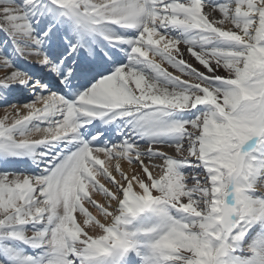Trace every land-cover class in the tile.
<instances>
[{"label": "snow or ice", "instance_id": "1", "mask_svg": "<svg viewBox=\"0 0 264 264\" xmlns=\"http://www.w3.org/2000/svg\"><path fill=\"white\" fill-rule=\"evenodd\" d=\"M35 3L25 0V6ZM51 3L84 29L111 25L139 35L106 37L131 44L133 63L100 79L78 102L48 95L4 109L0 155L47 158L39 176L0 172V238L46 253L39 261L17 260L123 264L138 235L128 225L151 211L161 230H150L156 237L146 264H264V251L249 248L252 255H242L249 233L264 232V0ZM4 29L24 59L50 64L40 49L52 29L37 36L24 7L0 0ZM169 29L192 38H173ZM14 84L27 86L29 77L0 53V88ZM202 105L207 111L195 119L165 122ZM81 118H130L144 136L176 142L92 147L79 141ZM33 121L43 126L30 127ZM65 143L67 150L58 148L53 158L49 149ZM27 225L43 227L29 234L21 230ZM0 264H9L8 257Z\"/></svg>", "mask_w": 264, "mask_h": 264}, {"label": "rangeland", "instance_id": "2", "mask_svg": "<svg viewBox=\"0 0 264 264\" xmlns=\"http://www.w3.org/2000/svg\"><path fill=\"white\" fill-rule=\"evenodd\" d=\"M5 3H14L18 7H24V11L27 14V17L29 21L31 22V26L35 31V34L37 36H43L44 32H47L49 28L52 29L51 32H49V36L44 38V43L41 46L40 51L43 53L44 56L47 57L50 64H41V63H30L27 59L23 58V49L17 44L16 40L14 39V34L7 31V29L0 30V53H3L4 56L7 57V60L12 63L13 66L19 67L20 71L25 72V74L29 77V84L27 86L24 85H13L12 88H0V112L3 114L4 109H9L13 107L14 102L19 103V106L29 104L33 101H35L37 98H34L33 96H38V92L41 94H50V90L40 92L38 88L33 89L32 85L36 84L37 77L39 76L38 73H36V70L41 73H57L60 74L61 78L66 76L68 74V66H71L72 61H68L67 63H63L64 57H58L56 56V59H51L49 54L51 51H53V45L52 43L58 41L61 42L60 46H62L64 49L60 50L61 55L64 53L69 52L71 50V45L74 43V38L71 39L68 38L66 35H64L65 31H71V20L67 16H64L61 14L58 18L55 16V10H57L56 6H54L51 3V0H36L35 4L27 5L25 6V0H4ZM62 13V12H61ZM168 35H170L173 38L176 39H190L192 38V34H185L181 30L177 29H169L167 32ZM135 35H139V30L135 29ZM47 47V50L45 49ZM58 47V46H56ZM183 47V46H182ZM79 48V47H78ZM19 58V59H17ZM58 60V65L55 66L51 63L53 61L54 63ZM142 65V64H140ZM36 69V70H34ZM141 72H143L147 76L155 77L156 74L152 71L150 66L147 65L146 68H142ZM36 92V93H32ZM15 91V93L13 92ZM90 91V90H88ZM17 100V101H16ZM16 106V107H19ZM207 111V106H200V108L193 109L192 112H175L171 116L165 118L166 123H173L177 121H184L187 119H195L196 116L201 115L203 112ZM3 116H0V119H2ZM120 122L118 125L120 128H122L121 132L123 135L119 138H117L116 143L118 145L122 144L125 140H129L134 143H138L140 146H147L151 143L158 142L162 147L166 146L168 144H173L176 142V138L169 135L160 136L157 138H153L150 136H144L141 126L138 124L136 120L130 119L128 122L124 121H117ZM39 125L38 122H32V125L30 127H35ZM115 142V141H113ZM114 146L113 144L110 147ZM55 152H57V148H54ZM55 152H52V154H55ZM54 158V156H53ZM45 159H40L41 162H43ZM34 163V162H33ZM37 165H40V162H35ZM29 168V167H28ZM38 169V167H37ZM10 169H5V171L9 173L14 174H24L28 176H39L43 173V171H38L35 169V167H31L30 170L27 169L25 166H19L15 167L13 171H8ZM181 173L184 175H188L191 170L187 168H181ZM258 195V194H257ZM147 212L141 214L139 217H142ZM77 215V222H79V213ZM150 218H152L153 221H157L161 219L157 214L151 212ZM180 215V214H176ZM139 217H136L132 220L133 224L128 225L127 230L130 232H136L140 231V225H135L136 219ZM43 226H33V225H27L24 229H21L22 231H26L29 234L33 233L34 231L39 230ZM152 228H144L141 227V230H143V233H145L146 237H156V233L151 232ZM141 232V231H140ZM256 233H259V237H264V232L254 231L253 234H249L248 237L245 238L244 248L245 252L242 253L244 256H251L252 253L248 251L249 248H258L263 249L264 251V244H257ZM149 235V236H148ZM258 235V234H257ZM138 235L135 238V244L138 247H133L132 250H130V254L133 253L134 255V264H146V261L148 257L151 256V245L147 248L146 242H142L143 240H138ZM264 239V238H263ZM264 241V240H263ZM152 244V243H151ZM250 245V246H249ZM258 245V247L256 246ZM135 246V245H134ZM147 249V250H146ZM44 249L40 248H33L30 247L28 243L21 242L19 240H13L10 241H0V253L3 255H0V259H3L4 256H13L14 259L17 260V258H22L25 256H32L35 259H37L39 256L46 255V253L42 254ZM146 252V253H145ZM129 254V255H130ZM22 261L16 262V264H20Z\"/></svg>", "mask_w": 264, "mask_h": 264}, {"label": "bare ground", "instance_id": "3", "mask_svg": "<svg viewBox=\"0 0 264 264\" xmlns=\"http://www.w3.org/2000/svg\"><path fill=\"white\" fill-rule=\"evenodd\" d=\"M62 13H61V11L60 10H55V16L58 18L60 15H61ZM87 31H88V33H90V34H92L93 32V29H86ZM77 32L80 34V35H82V30H81V26L78 28V30H77ZM60 43L61 42H59L58 43V41H56V42H54V43H52V45H55V46H58V47H60ZM63 49V48H62ZM80 51H81V49H80ZM70 54H68V56H69ZM68 56H67V59H68ZM71 56V55H70ZM18 59V58H17ZM41 77L42 78H44V81L43 80H40V79H37V82H36V84H39L40 85V90H47V89H49V86H48V82L45 80L46 78L45 77H43V75H41ZM92 88V87H91ZM88 91V90H87ZM87 91H85V92H87ZM74 92H77V90L76 89H74ZM48 95H58V96H61V97H63V94L62 93H60L59 91H54V90H51V93L50 94H48ZM48 95H45V96H48ZM83 95V94H82ZM81 95H79L78 94V96L73 100V102H78L79 101V97H80ZM37 97V96H36ZM40 97H43V95H41L40 94ZM67 101V100H66ZM69 102V101H68ZM13 106H19L18 105V103H16V102H14V104H13ZM198 108H200V106L198 107ZM0 116H3V114L0 112ZM103 120V119H102ZM101 120V121H102ZM93 121H95V120H93ZM34 123L35 122H38L39 123V125H37V126H35V127H40V126H43V125H41V123L39 122V121H33ZM87 122H88V120H87ZM86 122V123H87ZM88 124V123H87ZM108 125V124H107ZM110 128L106 131V130H104V128H102V129H100L94 136H92V139L91 140H95L96 139V137H100V136H102V135H105V133L107 132V133H109L110 131ZM106 131V132H105ZM117 134H119L120 133V131H117L116 132ZM77 135H78V137H79V141L81 140V135L79 134V131L77 130ZM60 146H62V144L61 145H58V146H53L51 149H49V151L50 152H54V148H60ZM66 150H67V147L65 148ZM37 151H38V149H37ZM39 151H44L43 149H41V150H39ZM57 152H55V154H56ZM55 154H53V156H55ZM2 156V161H4L5 159H9V157H12V156H4V155H1ZM18 157H21L22 159L23 158H25V159H28V160H30L31 161V159H34V157H33V155H31V154H25V155H22V156H18ZM36 161H40V160H36ZM32 162V161H31ZM37 162V163H38ZM44 164H42V166L40 167V169H42V170H44V168L46 167V165H47V161H45V162H43ZM45 165V166H44ZM1 164H0V172H2V169H1ZM39 169V168H38ZM159 228H160V230H161V224H160V226H159ZM254 232H251L250 234H253ZM256 237H258V239H257V244H263L262 243V241H261V239H260V237H259V233H258V235H256ZM10 241L11 239H3V238H0V241ZM258 250H260V249H258ZM260 251H262V250H260ZM43 252H44V250H43ZM45 253V252H44ZM40 260V258H38L37 259V261H39ZM8 261H9V264H15V262H16V260H14V258H13V256H11V255H9L8 256ZM123 264H129V261H128V263L127 262H124Z\"/></svg>", "mask_w": 264, "mask_h": 264}]
</instances>
